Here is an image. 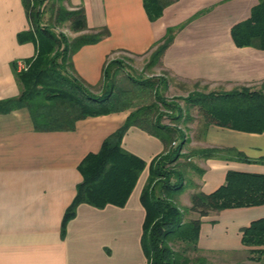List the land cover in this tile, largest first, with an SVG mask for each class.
<instances>
[{"label":"crops","instance_id":"1","mask_svg":"<svg viewBox=\"0 0 264 264\" xmlns=\"http://www.w3.org/2000/svg\"><path fill=\"white\" fill-rule=\"evenodd\" d=\"M259 0H168L157 20L150 22L142 0H67L82 8L87 30L105 28L108 36L86 44L72 55L74 74L85 85L97 86L104 62L117 52L140 56L151 50L168 27H179L162 54L159 66L181 85L212 86L214 91L257 88L264 82V50L236 47L230 31L250 17ZM21 0H0V101L15 98L20 87L12 65L35 56L33 42L19 43L29 20ZM83 33V32H82ZM82 33H74L76 37ZM130 110L75 123L71 131L34 130L26 108L0 113V264H145L141 235L145 210L140 192L147 164L163 151L160 140L130 126L121 147L146 162L145 170L124 206L98 209L77 206L61 233L63 213L82 180L78 165L114 133ZM202 148L234 149L249 162L210 158L194 161L201 172L181 193L188 208L194 192L210 194L225 182L229 170L264 175V133H245L210 126ZM197 215L191 212L189 219ZM264 219V204L211 212L201 219L197 248L201 253L244 252L241 231ZM187 220V221H188Z\"/></svg>","mask_w":264,"mask_h":264},{"label":"trees","instance_id":"2","mask_svg":"<svg viewBox=\"0 0 264 264\" xmlns=\"http://www.w3.org/2000/svg\"><path fill=\"white\" fill-rule=\"evenodd\" d=\"M21 1L30 29L19 33L17 39L19 43L33 42L36 52L27 61V70L17 73L15 64L12 65L20 93L15 98L1 100L0 113L26 108L34 130L48 132L71 131L79 120L130 110L125 122L102 141L99 151L87 154L79 163L82 180L63 213V237L78 205L84 203L102 209L107 204L122 207L127 202L146 166V162L121 147V139L130 126L146 131L163 144V151L147 164L146 184L139 195L145 210L141 235L145 264H189L187 256L172 251L170 242L179 241L189 250L201 253L197 240L204 216L223 209L264 204V175L231 170L226 173L224 184L214 192L192 193L190 204L184 211L174 202L185 190L187 168L179 162L181 159L195 155L204 159L249 162L246 156L231 148H200L185 156L181 153L184 137L177 128L178 122L189 120V110L194 108L200 117L202 135L213 125L238 132L264 133V82L258 88L241 86L229 91L192 92L182 99V110L174 100L168 101L159 94V86L162 85L164 91L168 87L165 80L139 81L127 74L124 83L117 79V75L124 72L123 63L116 58H108L102 66L99 84L88 86L74 74L72 55L82 46L95 44L107 37L108 31L101 28L84 32L87 22L83 9L65 7L67 0ZM142 1L150 22L160 18L168 4V0ZM45 11L50 12L53 22H43ZM66 22L70 32L83 33L72 39L63 33H55L54 28ZM180 28L168 27L165 35L156 41L151 48L154 51L150 65L160 62L162 54L172 43L175 31ZM230 35L236 47L264 50V0H259L251 8L248 19L231 28ZM95 87H99L98 93L92 91ZM160 108L174 112L169 118L171 125L160 122ZM176 140L179 143L171 147ZM194 169L201 174L198 168ZM184 212H193L197 218L184 221ZM241 234L244 247H262L252 252L264 253V219L253 221ZM204 260L195 259L197 262Z\"/></svg>","mask_w":264,"mask_h":264},{"label":"rangeland","instance_id":"3","mask_svg":"<svg viewBox=\"0 0 264 264\" xmlns=\"http://www.w3.org/2000/svg\"><path fill=\"white\" fill-rule=\"evenodd\" d=\"M50 4V3H49ZM65 7H68L67 2H64ZM43 22L51 23L53 22V19L51 18V14L49 11H45L43 15ZM55 33H63L67 38L72 39L74 33L70 32V29L68 27V23H64L61 26L54 28ZM154 51V49H151L149 52L145 54H141L140 56L131 55L128 52H117L112 55L111 58H116L120 60L123 63V70L124 72L119 73L117 75L118 80H124L126 79L127 74H129L134 79H137L139 81L141 80H147L151 79L154 82L155 79H163L167 82L168 87L164 91L162 85L158 87L159 94L167 99L168 101L174 100V102L178 103L182 110H184V102L182 99H184L185 96L192 92H204L208 93L211 91H214L212 86H206L202 85L200 83L197 84H188V85H181L178 83L174 78H172L168 73L163 70L159 63H154V65L151 64L152 56L151 53ZM150 65V66H149ZM124 82V81H123ZM125 83V82H124ZM256 86L257 88L260 86ZM99 87H95L92 91L95 93H98ZM149 101V99H148ZM160 113H162V118L160 122L165 125H171L169 118L172 114H174L173 111H166L163 108H160ZM183 116L185 117V113L183 112ZM200 123V117L197 112V110L190 109L189 110V120L183 122V119L180 120L177 124V128L183 133V139H184V146L181 150V153L186 156L191 154V151L193 150H199L203 142V135L201 132V125ZM179 143L178 140L175 142H172L171 147H175ZM200 160L197 156H189L184 159H181L179 162L183 163L184 166H186V175H185V182L184 186L187 188L189 184L193 181L192 178L197 176V171H195V168H198L195 166L194 161ZM189 166H193L189 167ZM175 204L177 208H179L181 211H184L186 207H183L181 202V196L179 195L175 199ZM191 215V212H184L183 220L187 221L189 216ZM170 248L172 251H174L175 254L182 253L184 256H187L189 259V264H264V253L259 252H252V250H259L260 248L257 247H249L244 252H237L232 254H209V253H197L192 250H189V247L184 245L183 243L176 241V242H170L169 243ZM202 258L203 262H197L195 259Z\"/></svg>","mask_w":264,"mask_h":264},{"label":"built area","instance_id":"4","mask_svg":"<svg viewBox=\"0 0 264 264\" xmlns=\"http://www.w3.org/2000/svg\"><path fill=\"white\" fill-rule=\"evenodd\" d=\"M27 68H28V64L23 63V62L17 63L18 72L25 71L27 70Z\"/></svg>","mask_w":264,"mask_h":264}]
</instances>
